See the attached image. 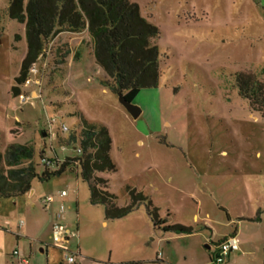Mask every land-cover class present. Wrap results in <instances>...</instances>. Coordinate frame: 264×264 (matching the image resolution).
<instances>
[{
    "label": "rangeland",
    "instance_id": "rangeland-1",
    "mask_svg": "<svg viewBox=\"0 0 264 264\" xmlns=\"http://www.w3.org/2000/svg\"><path fill=\"white\" fill-rule=\"evenodd\" d=\"M131 1L160 31L151 39L160 51L159 77L132 99L141 108L136 119L118 101L112 74L97 61L89 38L79 44L51 39L35 64L39 84L22 85L25 102L13 96L10 87L26 51L24 25L6 16L7 0H0V152L13 142L32 145L33 158L16 167L31 160L41 172V151L74 154L59 140L80 132L81 116L103 124L115 170L93 175L107 180L116 205L129 202V186L151 200L165 224L185 225L192 233L154 227L145 202L123 217H106L102 204L90 202L87 181L67 168L48 180L34 178L31 196L0 198V264H67L66 252L76 253L77 264H157L149 260L156 251L181 264H213L209 239L233 228L225 211L234 221L259 212L260 219L243 225L242 237L250 229L254 243L242 247L252 251L242 259L264 264V104L259 107L253 89L239 83L249 77L260 82L256 94L263 101L264 0ZM62 189L67 196L52 204V220L62 202L61 221L74 232L68 251L51 244L41 203Z\"/></svg>",
    "mask_w": 264,
    "mask_h": 264
},
{
    "label": "trees",
    "instance_id": "trees-1",
    "mask_svg": "<svg viewBox=\"0 0 264 264\" xmlns=\"http://www.w3.org/2000/svg\"><path fill=\"white\" fill-rule=\"evenodd\" d=\"M6 16L23 23L26 41L24 57L18 73L14 76V84L10 87L13 96L21 93L30 67L43 56L47 43L62 31H87L89 44L97 61L103 63L105 69L112 74V90L115 93L121 92L125 99L132 101L140 89L155 86L157 83L160 51L151 39L157 37L160 31L155 24L141 15L139 6L134 1L27 0L24 3V0H7ZM64 53L68 54L69 51L65 50ZM77 55L78 50L74 52V56ZM239 83L241 89L252 88L256 104L263 106L264 97L263 101H258L256 94L261 92L260 82L249 77ZM80 120L82 129L78 134L68 132L66 137L59 140L60 147L72 146L74 154L62 156L63 160L60 161V156L49 147V158L53 164L48 167L42 162L46 156L45 151H41L38 155L41 172H37L31 160L24 168L16 167L22 158H33L34 146L9 143L0 152V168L5 167V170L0 169V198L25 194L31 189L34 178L48 180L52 175H59L71 168L87 181L90 202L102 204L106 217H123L139 203L145 202L147 214L154 227L177 234L191 233V227L165 224V219L160 218L156 209L150 207L151 200L129 186L126 187L130 196L129 202L124 206L116 205V197L106 190L107 180L93 175L96 171L115 170L109 154L111 138L108 129L105 125L90 122L82 116ZM76 148L80 149L79 154H75Z\"/></svg>",
    "mask_w": 264,
    "mask_h": 264
},
{
    "label": "built area",
    "instance_id": "built-area-1",
    "mask_svg": "<svg viewBox=\"0 0 264 264\" xmlns=\"http://www.w3.org/2000/svg\"><path fill=\"white\" fill-rule=\"evenodd\" d=\"M38 73V70L36 69V66L33 65L30 67L28 71V76L25 79L23 86H29L31 84L38 85L39 82L35 78L36 74ZM18 97L21 102H25L29 99V96H27L24 92L18 94ZM54 121V120H52ZM51 121V122H52ZM60 129L63 132H68V128L65 124H60ZM66 146H61V148H65ZM80 149L76 148L75 149V154H79ZM58 157V156H57ZM60 161H62V157H58ZM42 162L46 166H50L53 164V161L51 158L44 156L42 159ZM67 195V192L65 190H61L58 193L59 197H64ZM53 202V195H47L46 197L42 198L41 203L43 204L44 208L46 210L50 209V206ZM65 211V206L61 202L54 213L55 219L52 220L51 225H50V240L51 244L63 251H68L67 244L69 242V239L74 236V232L70 231L69 229L66 228V226L62 223L61 219L64 215ZM238 250V244L237 241L233 236H226L219 242L215 244V254L213 256L212 263L213 264H224L226 259L229 257V255ZM14 255H17V251H14ZM75 255L76 253H68L66 252L64 255L65 261L67 264H72L75 262ZM159 255H157V258ZM22 263H26L27 260L24 258H21L20 260Z\"/></svg>",
    "mask_w": 264,
    "mask_h": 264
},
{
    "label": "crops",
    "instance_id": "crops-1",
    "mask_svg": "<svg viewBox=\"0 0 264 264\" xmlns=\"http://www.w3.org/2000/svg\"><path fill=\"white\" fill-rule=\"evenodd\" d=\"M56 37L57 38L61 37L63 40H67L69 44L72 43V42H75V43L79 44L82 41V39L85 40V39L89 38L88 33H87L86 30L81 31V32H77V33L68 32V31H62ZM27 193L31 196L33 194V190L30 189ZM65 197H59L58 194H56L55 196L53 195L52 204L56 203V202H58L60 200L63 201V198H65ZM52 204H51V206H52ZM51 206H50V209L47 210V212L49 214V217H48V224H49L48 228H49V231H50V225H51V222H52V215H53L52 214L53 206L52 207ZM225 215H226V218L228 220L227 223L228 224H233V228L231 230H229L227 233H224L223 235H221L220 237H215V238L211 237L209 239L210 244L214 248L213 256L215 254V244L217 242H219L220 240H222L224 237L230 235V236H233L235 238V240L237 241L238 250L232 252L229 255L227 261L224 264H250V261H252V259H249V261H247L246 259H242V255L245 254V253L246 254H251L252 251H244L242 249V247L243 246L252 247V244L254 243V240H253V236L249 232L250 229L246 230L247 233H245V235H246L245 238L242 237V230H244V226L243 225L246 223L245 220L257 221L258 218L260 219L259 212H257L253 217H243V216L236 217L235 221H234V219H232L233 217L231 216V214L229 212L225 211ZM194 218H197V216L194 215ZM31 225H33L35 227L36 224L35 223L34 224L31 223ZM64 225L66 226L67 229H69L66 224H64ZM242 227H243V229H242ZM49 233H48V237H50ZM191 233H188V234H191ZM181 235H186V234L182 233ZM205 246L208 249L210 247L209 245H205ZM41 250L43 251V249H41ZM153 254H154L153 259L152 260L149 259L150 262L157 263V264H181L178 260H176L174 257H172L171 254H169V253H161V252H157L156 251ZM157 255H159L158 258H157ZM211 258H213V257H210V260H211ZM75 261H76V258H75ZM128 263L129 264H145L144 261H129ZM74 264H77V263L74 262ZM78 264H82V262L78 263Z\"/></svg>",
    "mask_w": 264,
    "mask_h": 264
},
{
    "label": "water",
    "instance_id": "water-1",
    "mask_svg": "<svg viewBox=\"0 0 264 264\" xmlns=\"http://www.w3.org/2000/svg\"><path fill=\"white\" fill-rule=\"evenodd\" d=\"M117 98L120 104L127 110V112L133 117L137 118L141 113V108L135 104H133L130 100L125 99L121 92H117ZM209 247V246H208Z\"/></svg>",
    "mask_w": 264,
    "mask_h": 264
}]
</instances>
